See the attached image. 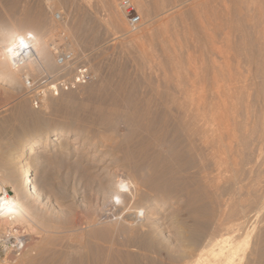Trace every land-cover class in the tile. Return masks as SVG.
I'll use <instances>...</instances> for the list:
<instances>
[{"label": "rangeland", "instance_id": "rangeland-1", "mask_svg": "<svg viewBox=\"0 0 264 264\" xmlns=\"http://www.w3.org/2000/svg\"><path fill=\"white\" fill-rule=\"evenodd\" d=\"M39 20L65 32L95 78L37 109L21 84L0 83L9 195L2 162L23 140L71 134L27 160L40 198L27 221L0 222V264H148L132 222L195 204L217 237L248 230L239 264H264V0H0L1 24Z\"/></svg>", "mask_w": 264, "mask_h": 264}, {"label": "bare ground", "instance_id": "bare-ground-1", "mask_svg": "<svg viewBox=\"0 0 264 264\" xmlns=\"http://www.w3.org/2000/svg\"><path fill=\"white\" fill-rule=\"evenodd\" d=\"M1 23L0 83H3L6 85L7 89L13 91L20 88L21 76L11 67V57L8 51L10 46L17 40L26 42L24 37H32L31 44L36 54L43 62L44 66L50 69L51 66L55 65L52 55L49 51V43L52 38V34L51 31H47L46 24L41 20L32 23ZM48 105V102H45L42 107L47 109ZM22 110L23 109H21V111ZM24 115H26L25 112ZM30 118L28 119L32 120V117ZM36 121L34 120L33 122ZM42 123L44 124V122ZM70 135V132L66 131L62 135H59L58 133H52L38 139L36 137H30L26 140H23V143L19 144V152L16 153L17 155L15 157L8 156L11 159L6 157L5 162H2V164L4 163V165H7L6 167L9 169L6 180L8 181L9 178L10 182H13L15 192V195L13 194L14 196H12L7 194L6 190L0 187V193L2 194L0 197V222L2 227L4 226L5 228V225H8V227L11 229L12 226L15 227V224L18 225L19 222L28 219L30 216L32 217V215H30L31 213L34 214L33 212H30L32 209L29 208L30 205L28 204L31 202V200L33 201L34 199L40 198V193H38V190L33 186V179L31 178L32 174L30 173L31 169L28 166L29 162L27 161L30 156L34 154L33 150L36 147H39V151L37 152L40 153L42 152L40 150L41 148H47L52 143L61 144L67 142L68 138H70ZM214 138H216V135ZM220 138H218L217 141L220 142ZM72 140V142H74L76 138ZM5 147H7V144ZM11 160H14L16 164V166L14 164V167L17 168V180L16 177L15 180L13 179V170L11 169L12 166L10 167V164L12 165V163H10ZM1 174L3 176V173ZM123 181H117V183H119L118 187H121L123 191H126L127 189L130 191L129 187L132 185V182L129 185L128 179V182L126 181V183ZM134 182V190L131 192L129 200L136 201V198L138 197V182H136V180H134ZM231 187H233V185ZM220 209L221 207L219 208V211ZM203 211L204 207L202 205L195 204L193 206H188L182 215L177 214L170 217L164 216V218H162V216L154 217L150 215L144 219L133 221L132 225L133 223H136V233L138 234L137 236H139V238L136 241H132L131 244L133 247H137L141 251H145L143 256L146 260H148V264H239L242 262V259L245 256V251L248 247V240L250 236V234L247 233L248 230L246 231L245 235L241 236L231 233L227 234L226 236L221 235L217 237L215 232L218 230L219 223H211L210 226L206 225V223L201 219L204 217ZM212 211L211 213H213V217H215L216 213L215 211ZM223 211H221V213ZM218 215L217 220L220 219V214ZM130 218L132 217L130 216ZM239 219L240 218L237 220L238 223ZM232 229L234 231V228ZM172 247L174 248L172 249ZM152 256H154V259H152Z\"/></svg>", "mask_w": 264, "mask_h": 264}, {"label": "built area", "instance_id": "built-area-1", "mask_svg": "<svg viewBox=\"0 0 264 264\" xmlns=\"http://www.w3.org/2000/svg\"><path fill=\"white\" fill-rule=\"evenodd\" d=\"M120 8L124 11L129 25L135 27L139 16L133 14L132 6L123 1ZM53 20L57 25L65 22L61 13H55ZM24 38L26 42L17 40L8 51L11 67L21 76V90L35 109L48 98L76 91L94 80L95 75L91 68L82 60L64 31L57 32L49 43V51L55 63V69L51 72L36 54L31 44L32 37Z\"/></svg>", "mask_w": 264, "mask_h": 264}]
</instances>
